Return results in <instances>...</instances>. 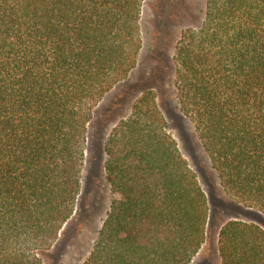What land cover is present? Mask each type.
<instances>
[{
	"label": "trees",
	"instance_id": "trees-1",
	"mask_svg": "<svg viewBox=\"0 0 264 264\" xmlns=\"http://www.w3.org/2000/svg\"><path fill=\"white\" fill-rule=\"evenodd\" d=\"M146 0H0V264H43L73 217L88 126L137 68ZM178 107L224 193L264 215V0H207L174 55ZM114 195L84 264H191L208 198L143 92L105 142ZM221 264H264V228L219 230Z\"/></svg>",
	"mask_w": 264,
	"mask_h": 264
},
{
	"label": "rangeland",
	"instance_id": "rangeland-1",
	"mask_svg": "<svg viewBox=\"0 0 264 264\" xmlns=\"http://www.w3.org/2000/svg\"><path fill=\"white\" fill-rule=\"evenodd\" d=\"M207 0H146L141 18L142 50L138 66L100 101L88 126L85 165L76 211L53 248L40 253L43 264H84L90 255L114 195L105 174V142L117 124L131 114L147 89L156 94L169 133L196 173L207 195L210 221L207 240L191 264H221L218 235L233 219L257 223L264 215L229 198L204 153L192 124L180 112L174 86V55L183 31L198 27Z\"/></svg>",
	"mask_w": 264,
	"mask_h": 264
}]
</instances>
